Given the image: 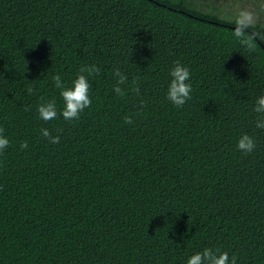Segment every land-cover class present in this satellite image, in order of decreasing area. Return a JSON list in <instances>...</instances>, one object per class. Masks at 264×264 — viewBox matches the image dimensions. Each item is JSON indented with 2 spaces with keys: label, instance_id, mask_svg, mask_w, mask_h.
I'll use <instances>...</instances> for the list:
<instances>
[{
  "label": "trees",
  "instance_id": "trees-1",
  "mask_svg": "<svg viewBox=\"0 0 264 264\" xmlns=\"http://www.w3.org/2000/svg\"><path fill=\"white\" fill-rule=\"evenodd\" d=\"M177 61L192 88L179 108ZM80 74L92 103L66 121L53 77ZM261 96L264 0H0V264H187L204 249L264 264Z\"/></svg>",
  "mask_w": 264,
  "mask_h": 264
},
{
  "label": "clouds",
  "instance_id": "clouds-1",
  "mask_svg": "<svg viewBox=\"0 0 264 264\" xmlns=\"http://www.w3.org/2000/svg\"><path fill=\"white\" fill-rule=\"evenodd\" d=\"M235 35L237 37H243L245 35L243 28H238ZM242 43L247 44L249 47L252 46L251 39L242 40ZM80 71L81 73L87 72L89 74H98L100 70L95 66H87ZM114 75L119 78L117 81L118 85L124 84L127 80V77L119 71H116ZM170 77L171 80L168 85L167 98L176 107H182L189 99H191L192 88L191 84L188 82L190 80L189 68L183 66L177 61L170 71ZM53 80L55 86L62 89L60 95L64 101V108L60 114L66 121L78 119L80 113L86 108H89L92 103L89 96L90 84L87 76L83 74L78 75L71 88L65 87L61 82V77L59 75H55ZM133 91L138 94L139 88H134ZM28 92L31 93L32 89L29 88ZM114 92L121 96L124 95V92L118 86L114 88ZM254 111L264 117V96L258 98ZM37 112L39 118L44 121L54 120L58 115L55 101L41 103L37 107ZM131 122L132 121L129 118L125 119V123ZM256 126L257 128H264V118L258 121ZM41 134L52 144L59 142V137H52L47 129H41ZM8 144V139L0 136V152L5 150L8 147ZM27 147L28 145L26 142L21 144L22 149ZM237 148L245 153H251L255 149V141L249 135L244 134L239 139ZM187 264H236V257L233 256L230 261L227 252L220 253L218 249L216 251H213L212 249H204L202 252L192 255L188 259Z\"/></svg>",
  "mask_w": 264,
  "mask_h": 264
},
{
  "label": "water",
  "instance_id": "water-1",
  "mask_svg": "<svg viewBox=\"0 0 264 264\" xmlns=\"http://www.w3.org/2000/svg\"><path fill=\"white\" fill-rule=\"evenodd\" d=\"M253 34V33H252Z\"/></svg>",
  "mask_w": 264,
  "mask_h": 264
}]
</instances>
